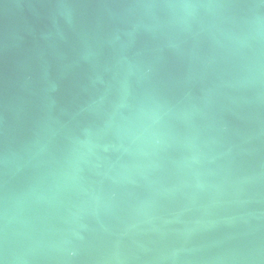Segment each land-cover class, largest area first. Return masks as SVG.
<instances>
[{
    "label": "water",
    "instance_id": "1",
    "mask_svg": "<svg viewBox=\"0 0 264 264\" xmlns=\"http://www.w3.org/2000/svg\"><path fill=\"white\" fill-rule=\"evenodd\" d=\"M0 264H264V0H0Z\"/></svg>",
    "mask_w": 264,
    "mask_h": 264
}]
</instances>
